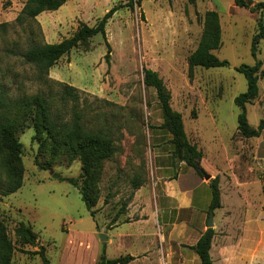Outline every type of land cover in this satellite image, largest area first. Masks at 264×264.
<instances>
[{"label":"rangeland","instance_id":"1","mask_svg":"<svg viewBox=\"0 0 264 264\" xmlns=\"http://www.w3.org/2000/svg\"><path fill=\"white\" fill-rule=\"evenodd\" d=\"M25 1L3 0V5L0 1V22H14ZM257 1L264 0H252ZM126 3L127 0H67L58 9L43 11L36 17L32 25L36 31L40 27L38 41L58 42L72 36L81 23L93 26L109 9L120 5L106 23L105 37L94 35L50 68V85L36 78L33 65L4 57L7 45L17 43L20 49L27 46V27L14 26L6 32L0 29V75L11 93H47L49 86L57 93L59 82L75 86L79 99H69L62 107L63 114L68 118L76 106L88 126L106 125L116 148L114 155L103 162L94 219L76 186L36 163L38 141L34 128L26 127L19 133L23 143V186L0 196V221L15 247L11 264H42V256L35 252L40 245L51 264H97L99 225L106 230L129 218L127 211L137 189L133 177L142 185L151 173L149 133L155 117L152 105L156 100L159 103L156 90L144 82L145 67L156 70L163 78L172 106L182 113L186 133L202 149L206 165L226 170L264 166V129L259 136L241 135L237 129L241 108L234 101L247 89V79L237 66L261 60V69L264 68V39L258 44L256 56L252 53L260 11L252 12L235 0H143L134 8ZM208 9L216 10L221 21L222 45L215 53L228 62L190 69L188 56L200 40ZM258 84V96L246 104L252 127L264 119V76H260ZM52 168L64 176L78 177L82 172L78 158L71 163L55 162ZM251 194L241 196L236 203V220L221 225L222 233L230 227L241 230L245 210L250 207L253 217L260 221L253 222L252 236L259 237L261 228L264 234V186L251 189ZM20 221L32 225L38 235L37 245L25 246L28 252L20 250L16 233Z\"/></svg>","mask_w":264,"mask_h":264},{"label":"trees","instance_id":"2","mask_svg":"<svg viewBox=\"0 0 264 264\" xmlns=\"http://www.w3.org/2000/svg\"><path fill=\"white\" fill-rule=\"evenodd\" d=\"M67 0H26L17 14L14 22H0V29L6 32L14 26L27 27L28 42L24 49L17 47V43L7 45L3 49L4 57H15L23 63L33 65L36 78L42 83L49 84L47 74L50 68L66 53L82 42L87 41L100 33L106 36V23L120 5L109 9L104 16L93 26L81 23L79 29L70 37L58 42H39L32 22L43 11L56 10ZM143 0H127L126 5L134 8L140 6ZM195 2L196 0H189ZM239 6L246 7L250 11H260L258 28L252 39V53L256 56L258 44L264 39V1L252 2V0H235ZM222 45V28L219 13L214 9H208L204 13L203 30L196 48L188 56L190 69L197 66L211 68L227 64V60L219 58L215 50ZM109 46V44H108ZM110 48V47H109ZM107 63H110V55H105ZM262 61L257 60L253 65L240 64L237 69L247 79L246 91L238 94L234 101L241 108L238 114L237 129L245 137L259 136L264 129V119H261L257 127L249 123L246 104L252 102L259 94V78L264 76ZM144 82L156 90L158 101L163 115V127L172 134L173 154L179 160L186 161L194 166L200 174H203L201 159L202 149L196 142L190 140L185 130L182 113L174 109L171 103V93L167 89L160 74L145 67L143 70ZM0 75V196L16 192L23 186L24 165L21 158L23 143L19 139V133L26 127H33L34 138L38 141V154L36 163L43 169L52 170V175L60 180H65L79 189L91 216L95 219L97 205L100 198L98 187L99 177L103 162L116 152L114 138L110 128L103 126H88L82 111L73 106L68 118L62 112V107L71 99H79V90L70 84L59 82L60 89L55 93L49 86L47 93L37 91L29 95H13L10 88L2 80ZM43 157L44 159H40ZM81 162L82 172L78 177L64 176L53 170L55 162H73L75 159ZM133 186L138 188L141 183L136 176L133 177ZM212 202L210 212L221 206V191L219 178L211 181ZM119 214V213H118ZM118 214L113 218L116 219ZM127 220V219H125ZM124 221V220H123ZM5 224L0 221V264H11L15 247L9 238ZM16 233L21 243V251L28 252L25 246L37 245V233L33 226L20 221L16 226ZM215 230L213 227L201 235L193 246L201 258V264L214 263L210 248ZM43 258V264H51L46 256L44 246L35 251ZM132 255H120L109 258L105 250L100 254L97 264H125L132 260Z\"/></svg>","mask_w":264,"mask_h":264},{"label":"crops","instance_id":"3","mask_svg":"<svg viewBox=\"0 0 264 264\" xmlns=\"http://www.w3.org/2000/svg\"><path fill=\"white\" fill-rule=\"evenodd\" d=\"M0 1L3 5V0ZM152 109L155 117L149 133L151 173L135 191L127 211L129 218L106 230L99 225V233H106L108 239H97L96 261L105 250L109 258L134 256L125 264H201L193 246L210 227L209 217L213 214L215 233L210 254L214 263L264 264L263 228L259 237L252 236L253 222L259 220L253 217L250 207L245 210L246 221L241 230L232 227L225 233L221 230V225L236 220V203L241 196L250 197L251 189L264 186V166L254 164L226 170L208 166L202 159L203 170L210 174L209 178L205 177L194 166L174 156L172 134L163 127L157 100ZM216 177L221 206L210 212L211 181Z\"/></svg>","mask_w":264,"mask_h":264},{"label":"water","instance_id":"4","mask_svg":"<svg viewBox=\"0 0 264 264\" xmlns=\"http://www.w3.org/2000/svg\"><path fill=\"white\" fill-rule=\"evenodd\" d=\"M203 174L205 175V177L209 178L210 177V174H208L206 171L203 170ZM214 225L213 223V214L210 215L209 217V226L212 227ZM100 237H101V240H107L108 239V236L106 233H100Z\"/></svg>","mask_w":264,"mask_h":264}]
</instances>
